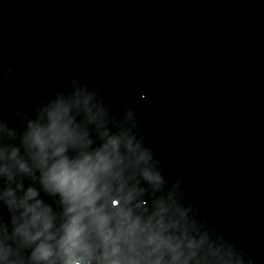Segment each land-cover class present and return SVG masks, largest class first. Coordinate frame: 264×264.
Here are the masks:
<instances>
[{
	"label": "water",
	"instance_id": "water-1",
	"mask_svg": "<svg viewBox=\"0 0 264 264\" xmlns=\"http://www.w3.org/2000/svg\"><path fill=\"white\" fill-rule=\"evenodd\" d=\"M8 69L11 123L72 76L114 115L119 91L208 224L264 264V0H0Z\"/></svg>",
	"mask_w": 264,
	"mask_h": 264
},
{
	"label": "clouds",
	"instance_id": "clouds-1",
	"mask_svg": "<svg viewBox=\"0 0 264 264\" xmlns=\"http://www.w3.org/2000/svg\"><path fill=\"white\" fill-rule=\"evenodd\" d=\"M113 95L119 115L72 76L14 108L17 123L0 117V264H254L208 224L186 173H166L135 107Z\"/></svg>",
	"mask_w": 264,
	"mask_h": 264
}]
</instances>
